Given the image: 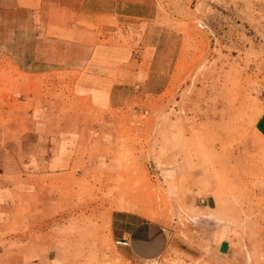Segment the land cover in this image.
Returning a JSON list of instances; mask_svg holds the SVG:
<instances>
[{"label":"rangeland","instance_id":"374dc122","mask_svg":"<svg viewBox=\"0 0 264 264\" xmlns=\"http://www.w3.org/2000/svg\"><path fill=\"white\" fill-rule=\"evenodd\" d=\"M80 1L86 4L77 20L87 23L86 33L68 26L72 15L66 27H53L62 68L75 42L132 51V74L125 75L131 84L114 95L121 106L113 110L120 134L112 169L86 183L74 176L42 182L0 219L2 260L264 264V139L257 131L264 114V0ZM13 29L14 45H21L20 27ZM28 45L34 52L36 44ZM27 60L29 74L16 67L19 57L0 64V126L14 129L0 130V144L27 133L20 121L30 101L66 119L82 111L69 87L75 75L36 74L41 59ZM166 173L176 196L166 189ZM200 201L221 217L215 236L214 225L189 212ZM116 211L159 223L165 245L146 259L117 247ZM122 229L129 231L127 224Z\"/></svg>","mask_w":264,"mask_h":264},{"label":"crops","instance_id":"0c3cea01","mask_svg":"<svg viewBox=\"0 0 264 264\" xmlns=\"http://www.w3.org/2000/svg\"><path fill=\"white\" fill-rule=\"evenodd\" d=\"M85 4L78 0H0V64H12L13 59L19 57L22 61L16 67L29 74L31 64L26 59L37 58L41 60L36 74L75 75L69 87L82 110H76L77 113L66 119L58 113H48L44 103L38 100L29 102L32 109L26 113L27 119L20 121L27 133H17L16 139L0 144V219L18 207L20 201L33 195L42 182L74 176L86 183L96 175L108 176L112 169L110 159L119 145L120 134L119 115L113 110L121 106V99L114 95L131 84L125 75L132 74L126 67L132 51L103 45L88 47L84 42L78 46L75 42L69 44L75 49L71 50L69 64L62 68L60 39L55 38L53 27H66L64 20L72 15L74 19L70 22L74 23L68 26L86 33L87 23L77 20ZM14 26L20 27L21 45H14L18 40L14 38ZM28 43L36 44L34 52H30ZM121 75H124L123 80L118 81ZM0 128L4 135L14 130L8 125ZM257 131L264 139V114L257 120ZM166 175H170L166 180L168 191L167 182L173 185L175 182L172 174ZM168 192L176 196L179 191ZM200 202L191 205L189 212L195 219L214 225L211 232L215 236L221 217L211 205ZM112 216L115 239L127 236L130 249L142 258L155 256L165 245V231L159 223L138 212L116 211ZM126 224L128 232L122 229ZM221 245L219 242L218 246ZM0 264L34 263H13L11 257L4 260L0 257Z\"/></svg>","mask_w":264,"mask_h":264},{"label":"built area","instance_id":"2783aa9c","mask_svg":"<svg viewBox=\"0 0 264 264\" xmlns=\"http://www.w3.org/2000/svg\"><path fill=\"white\" fill-rule=\"evenodd\" d=\"M114 244H115L117 247H120V248H126V247H129V245H130V240H129V238L126 236L125 238L115 240V241H114Z\"/></svg>","mask_w":264,"mask_h":264}]
</instances>
